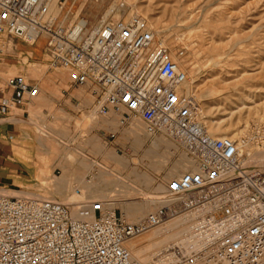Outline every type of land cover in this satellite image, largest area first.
Segmentation results:
<instances>
[{"label": "built area", "instance_id": "obj_1", "mask_svg": "<svg viewBox=\"0 0 264 264\" xmlns=\"http://www.w3.org/2000/svg\"><path fill=\"white\" fill-rule=\"evenodd\" d=\"M77 1L0 0V55L11 39L32 46L44 38L49 68L68 71L74 88L88 90L95 118L114 113L121 126L139 120L150 139L163 137L179 149L185 171L137 223L98 202L73 205L0 190V264H264V168L248 163L237 141L209 134L188 76L144 17L56 25L52 5L68 15ZM6 88L2 112L39 92L22 75ZM194 213L206 238L200 247L173 245L145 263L132 257L130 240Z\"/></svg>", "mask_w": 264, "mask_h": 264}, {"label": "rangeland", "instance_id": "obj_2", "mask_svg": "<svg viewBox=\"0 0 264 264\" xmlns=\"http://www.w3.org/2000/svg\"><path fill=\"white\" fill-rule=\"evenodd\" d=\"M66 9L68 15L52 6L56 25L67 27L86 19L94 26L103 18L144 17L188 76L186 87L209 134H237L246 141L243 152L251 165L264 159V0H79ZM0 63L11 72L9 78L22 75L38 83L63 72L70 80L68 71L49 68L44 38L32 46L9 40ZM32 100L44 102L40 91ZM43 110L37 106L22 121L43 151L49 173L37 191L21 195L39 194L73 205L98 202L122 215L127 207L141 205L143 197L167 194L169 182L185 171L179 149L163 137L150 139L139 120L113 128L115 138L106 139L92 133L89 119L80 113ZM157 207H150L142 218ZM157 228L127 243V248L134 246L131 254L140 252V262L169 247L168 237L181 230L157 235Z\"/></svg>", "mask_w": 264, "mask_h": 264}, {"label": "crops", "instance_id": "obj_3", "mask_svg": "<svg viewBox=\"0 0 264 264\" xmlns=\"http://www.w3.org/2000/svg\"><path fill=\"white\" fill-rule=\"evenodd\" d=\"M2 49L4 52V46ZM10 74L0 63V97L9 95L6 82ZM32 84L38 87L44 99L42 104L31 99L22 107L7 112L0 110V190L6 193L35 192L49 173V166L42 162L43 151L22 121L28 120L37 106H43L44 112L48 108H59L68 115L80 113V117L89 119L92 133L106 139L115 138L113 128L120 127L119 116L114 113L95 118L92 114L94 100L88 90L74 88L63 72L49 74Z\"/></svg>", "mask_w": 264, "mask_h": 264}, {"label": "bare ground", "instance_id": "obj_4", "mask_svg": "<svg viewBox=\"0 0 264 264\" xmlns=\"http://www.w3.org/2000/svg\"><path fill=\"white\" fill-rule=\"evenodd\" d=\"M54 5H55V3L52 6H54ZM103 20H105V18H103L101 21H103ZM188 92L190 93V90H188ZM212 137L213 138H230L234 141H237L238 142V149L242 153H243V149L247 146V144L241 138H239V135H237V134L230 136V137H227L226 135H223V134L222 135H212ZM247 162L250 163L251 161L247 160ZM93 165L96 166L97 164L93 163ZM255 165L259 166L261 168H264V159L262 158V161L258 162V163L256 162ZM106 173L110 174V172H106ZM143 200L144 201L139 206H133L131 208L127 207L123 211V214H122L123 218L127 219V220L129 219L135 223L140 222L142 219H144L142 217L146 213V210H148L150 207H152L158 203V198L143 197ZM196 218H197L196 213L175 217L173 219H177L176 221H174L171 224L162 225L161 227L155 229L154 233H156L157 235H160L163 233H168V232H172L174 230H177L178 228H181L184 225H188V226H185L184 228H181V230L171 234L168 237L167 241L171 242L170 246L179 245V246L183 247L184 250H190V249L200 247L206 241V238L200 232V228L202 227L201 223L194 221V220H196ZM170 220H172V219H170ZM133 247L134 246H130L128 249L129 250L133 249ZM159 252H161V251H159ZM159 252H157L156 254H158ZM138 253H140V252H137V253L131 254V255L135 260L140 261V258L138 257L139 256Z\"/></svg>", "mask_w": 264, "mask_h": 264}]
</instances>
